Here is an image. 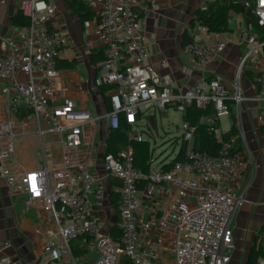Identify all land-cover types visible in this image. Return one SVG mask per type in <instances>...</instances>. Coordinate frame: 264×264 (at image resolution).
<instances>
[{"label": "built area", "instance_id": "2783aa9c", "mask_svg": "<svg viewBox=\"0 0 264 264\" xmlns=\"http://www.w3.org/2000/svg\"><path fill=\"white\" fill-rule=\"evenodd\" d=\"M99 1L96 34L104 57L98 64L94 85L109 87V108L94 115L88 108L77 106L71 97L61 104L52 102L59 56L71 42L65 31L50 27L55 4L49 0H18L19 11L29 18V23L23 27L21 38L4 40L5 52L0 55V79L5 81L2 93L6 97L4 118L0 120V176L6 179L12 195L22 194L27 206L39 204L55 222L57 229L42 248L41 258L45 260L73 257L71 242L80 238L83 245L97 246L99 256L93 264H121L123 257L131 264H164L163 237L175 232L176 264H229V252L235 243L232 219L246 199L245 190H236L233 181L239 168L248 167L250 160L232 151L234 137H224L220 117L229 114L233 104L240 109L247 99L241 76L248 61L254 64V81L259 88L253 99L264 104V39L241 32V41L249 47L240 59L232 88L220 75L202 76L187 88L174 87L172 74H164L149 63V48L135 11L136 0ZM239 1L264 28V0ZM227 43L226 39L194 38L184 49L205 70ZM184 72L190 75L192 69L185 67ZM191 104L213 108L200 122L206 123L218 140V152L197 148L198 125L183 119L180 143L176 142L173 149L175 152L178 146L174 158L183 153L182 160L168 170L165 162H158L154 155L147 172L136 165L132 141H145L146 134H152L145 120L156 118V111L163 112L168 106L184 113ZM24 109L35 117L40 136L62 134L59 166L49 165L51 154L44 145V165L39 169L17 172L4 163L10 158L16 161V124ZM99 120L104 121L99 128L103 138L97 141ZM123 121L129 125L127 146L116 152H99V148L107 147L109 132L120 129ZM239 132L242 138L240 129ZM169 141L174 143L173 139ZM100 153L101 166L92 170L89 165L96 164ZM108 177L121 182L117 202L120 240L101 231L94 209L105 195ZM142 180L147 181L145 198L152 199L157 193L173 196L161 211L139 196ZM259 236L264 248V227ZM259 263L264 264V255ZM0 264L11 262L2 257Z\"/></svg>", "mask_w": 264, "mask_h": 264}, {"label": "crops", "instance_id": "0c3cea01", "mask_svg": "<svg viewBox=\"0 0 264 264\" xmlns=\"http://www.w3.org/2000/svg\"><path fill=\"white\" fill-rule=\"evenodd\" d=\"M49 1L55 4L50 27L65 31L71 40L59 56V73L55 78V97L52 102L61 104L66 97H71L76 101L77 106L88 108L94 115L102 114L109 108V94L94 85L98 64L104 57L103 46L98 42L96 34L100 20L98 14L100 1ZM209 1L215 0H136L135 11L149 48V63L164 74H172L174 87L187 88L202 76L220 75L225 84L232 88L240 59L249 47L247 42L241 41V32L255 33L249 23L248 14L235 11L230 13L231 31L217 33L205 29L198 23L190 29L189 23L195 17L196 10L205 7ZM18 12H21L18 8V0L0 2V55L5 52V39L10 37L19 39L23 36V27L26 24L22 23L21 18L16 17ZM187 28L194 38L207 41L228 40L225 50L218 54L205 67V70L200 68L184 49L183 33ZM71 62L74 66H70ZM261 62L264 63V57ZM185 67H190L192 74H186ZM254 78V64L248 61L241 76V85L247 99L243 101L240 109H237L233 104V113H229L231 126L234 122L242 133L243 149L237 153L250 160L248 167L241 166L239 168L237 177L233 181L236 190H245L246 199L238 206L232 219L235 243L229 252L231 254L229 264H243V262L247 264L252 249L260 245L259 233L264 221V182L261 184V193L251 192L259 168L264 167V104L253 99L259 90ZM22 79L26 80L24 76ZM4 84L5 81L0 79V120L4 118L6 106V97L2 93ZM172 107L174 106H168L162 113L165 115ZM182 116L184 119L183 112ZM97 124L98 129L102 128L104 121L99 120ZM145 125L151 130V136L155 140L156 123L147 119ZM37 126L32 113L18 115L14 139L16 161L11 158L4 160V163L14 171L25 172L41 168L44 165V160L42 161L43 145L46 151L47 148L54 151V155L51 154L49 157V165L59 166L61 164L62 134L52 132L40 136ZM178 129H181L179 125ZM180 136L174 135L169 139H173L177 144L178 141L180 143ZM102 138L103 130L99 129L97 141ZM255 140L258 149L252 150L250 141L255 142ZM105 150V147L99 148L100 152ZM261 154L263 155L261 156ZM173 158L166 156L160 160L167 159L165 163L167 164ZM101 159L102 153H100L96 164L89 165V167L92 170L100 167ZM1 162L3 161L0 160V164ZM120 184L119 179L108 177L105 181V195L94 205L102 232L114 234L115 228L121 227V216L117 206ZM146 185L147 181L142 180L139 196L161 211L173 196L157 193L152 199L145 198L143 189ZM181 196L187 197L184 194ZM189 199L194 201L190 197ZM56 229L55 222L42 206L39 204L27 206L25 197L22 194L12 195L6 179L0 176V258H9L11 264H93L98 258L99 251L95 244L84 245L87 251L81 254L76 253V249L73 248L75 242L71 243L73 257H65L60 261L41 258L44 243ZM174 238L175 232H170L163 237L164 264H176L173 254ZM249 240L254 243L248 245L246 242ZM241 250L242 259L240 260L237 254H240Z\"/></svg>", "mask_w": 264, "mask_h": 264}, {"label": "trees", "instance_id": "16d2710c", "mask_svg": "<svg viewBox=\"0 0 264 264\" xmlns=\"http://www.w3.org/2000/svg\"><path fill=\"white\" fill-rule=\"evenodd\" d=\"M231 11L243 12L245 14H248L249 23L251 24L253 30L255 31V34H257L260 37V39H264L263 26H261L258 23L257 18L251 12H247V10L243 8V5L239 0L209 1L205 7H201L196 10V15L190 21L189 27L190 29H192L194 28L195 24L198 23L206 27L209 31H213L217 33L231 31V28L229 26ZM16 17L21 18L22 23L25 24L29 23V18L23 12H18L16 14ZM193 40H194V36L189 32V28H187L183 33L184 46L188 42ZM263 55H264V47H263ZM70 66H74L73 62L70 63ZM101 89L103 90V92H107L109 87L102 86ZM212 112H213L212 107L203 109L191 104L186 107V111L184 112V119L190 121L192 124L198 125L196 131L197 148L201 150L210 151L216 154L218 152L220 144L218 140L215 138V136L209 131L208 125L204 122H200V119L203 115L211 114ZM230 113H233L232 107H230ZM28 114H31V111L27 109H24L21 112V116ZM149 119L156 123V119L154 116H150ZM128 132H129V125L124 121L121 123L120 129L111 130L109 132L108 137L106 138V142H107L106 150L110 152H116L119 149L125 148L130 141ZM224 137L228 139L234 137V140H232L233 152L242 151L243 149L242 138L240 136L239 129L234 122L232 123L231 128L224 132ZM132 143L135 147L136 165L141 166L147 172L149 169V160L151 158L149 141L148 140L142 142L132 141ZM183 158H184L183 153H179L175 158L169 161V163L164 164V168L167 170L171 169L176 161L182 160ZM163 162L166 163L167 159H164ZM115 230L116 232L114 234L111 233V235L116 240H120L122 235V228L116 227ZM72 242L73 243L75 242L73 248L76 249V253L82 254L87 251L80 238H76ZM263 255H264L263 246L261 244L255 246L249 255L247 264H260L259 258ZM121 264H131V262L128 258L123 257L121 260Z\"/></svg>", "mask_w": 264, "mask_h": 264}, {"label": "rangeland", "instance_id": "374dc122", "mask_svg": "<svg viewBox=\"0 0 264 264\" xmlns=\"http://www.w3.org/2000/svg\"><path fill=\"white\" fill-rule=\"evenodd\" d=\"M153 110V108H151ZM183 121V116H182V111L178 110L174 107L169 108V111L164 115L160 111H156V126H155V140L152 136H149L146 134V140L150 142V153L151 156L154 155V157H157L158 162L160 161L161 158H164L168 156L169 158L174 157V153L177 151L178 146L174 152V145L175 143H171L168 139L174 135H181L182 130L178 129V125L180 127V124ZM231 116L230 114H223L220 117V125L223 131H226L230 128L231 126ZM256 140L250 141V147L252 150H257L258 146L256 145ZM42 145V144H41ZM176 146V145H175ZM42 152H43V158L42 161L44 160V148L42 147ZM47 152L49 154L54 155L53 150H49L47 148ZM100 152V151H99ZM264 152V150H263ZM263 154H261L262 156ZM261 158V157H260ZM264 182V167L259 168L258 176L254 179L253 182V188L251 190L254 192H260L261 184ZM261 193V192H260ZM258 242V240H257ZM245 243V241H244ZM248 245L254 243V241L246 242ZM233 250V249H232ZM239 256V259H242V250L240 251V254H237ZM243 264H246L243 262Z\"/></svg>", "mask_w": 264, "mask_h": 264}, {"label": "water", "instance_id": "95a60500", "mask_svg": "<svg viewBox=\"0 0 264 264\" xmlns=\"http://www.w3.org/2000/svg\"><path fill=\"white\" fill-rule=\"evenodd\" d=\"M264 227V223L262 224V228ZM262 230V229H261ZM259 235H260V233H259Z\"/></svg>", "mask_w": 264, "mask_h": 264}]
</instances>
